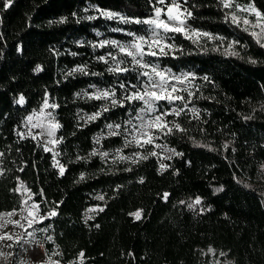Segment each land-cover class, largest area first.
Returning a JSON list of instances; mask_svg holds the SVG:
<instances>
[{
	"label": "trees",
	"instance_id": "1",
	"mask_svg": "<svg viewBox=\"0 0 264 264\" xmlns=\"http://www.w3.org/2000/svg\"><path fill=\"white\" fill-rule=\"evenodd\" d=\"M180 2L192 12L188 26L225 39L201 38L197 45L170 33L182 51L148 57L172 72L194 73L197 85L192 97L183 96L191 100L189 107L199 109V118L190 111L171 116L185 131L161 136L160 142L182 155L161 171L156 156L107 164L99 154L90 155L97 147L123 148L122 135L104 136L99 143L96 138L107 124H123L142 103L111 107L87 121L105 102L84 95L96 85L115 88L119 99L120 82L136 83L135 73L114 75L107 72L110 64L97 59L115 48L93 44L127 43L129 32L150 35L148 25L100 13L147 19L155 14L154 0H11L9 7L0 0V215L22 208L23 189H28L44 215L56 212L41 225L54 237L47 248L58 246L65 264H208L209 248L226 255L223 264H264V48L250 35L260 32L257 17L238 12V27L225 20L233 9L222 8L219 0ZM233 3L254 5L264 14V0ZM231 41L239 42L231 49L237 55L225 52ZM77 67L88 74L68 75ZM21 96L22 105L17 103ZM45 96L58 105L54 113L62 142L56 158L63 175L53 167L52 152L24 133L25 118L40 109ZM197 197L201 204L189 209ZM95 205L104 210L87 219L85 212ZM137 211L140 219L132 215Z\"/></svg>",
	"mask_w": 264,
	"mask_h": 264
},
{
	"label": "snow or ice",
	"instance_id": "2",
	"mask_svg": "<svg viewBox=\"0 0 264 264\" xmlns=\"http://www.w3.org/2000/svg\"><path fill=\"white\" fill-rule=\"evenodd\" d=\"M186 3V0H185ZM220 5L224 9H233L231 12L225 13V20H231V23L234 25L240 26L241 18L237 15L238 12H254L257 17L256 26L260 27V32L257 33L252 31V35L256 39V43L264 48V25L261 24V21H264V14L257 11L254 5H248L246 8L241 7L239 4H234L233 0H219ZM11 5V0H5V7ZM166 9V12H165ZM154 16L147 19H129L123 16H120L118 13L103 11L100 14L105 16L108 19L119 18L124 23H137L148 25L150 35H137L136 33L129 32L128 36L132 37L131 41L127 43H121L117 40H102L99 44H93L94 48L96 47H105L111 46L117 51L115 53L109 52L106 55L99 56L97 59L104 62L105 64H110L107 68V72L114 75L126 74V73H135L136 74V83L131 82H120L119 88L123 90V96L117 98V92L115 88H98L96 85H90V88L95 89L94 92L89 94L84 92V95L88 99L102 100L105 103L101 106L99 111L94 112L92 115L87 116V121H94L98 119L103 113L109 111L111 107H125V105H131L133 102H141L142 106L134 109V115H131L128 120L124 122L123 132H121L122 125L117 124H107L108 136H124L123 148H128L130 146H135L136 148L143 149L145 145H153V148H161L162 145L156 143L161 136H167L173 134L174 131L183 132L185 131L180 123L175 121L169 122L166 117L174 116L180 117L182 113L190 111L193 114V117L199 118V109L195 106L189 107L191 103L190 99H186L185 96L180 93H187L188 97L193 96V92L190 90L189 86L191 81L195 79L194 74L192 73H181L176 75L171 71V69L162 67L158 62L153 60L146 59V57L160 58L174 54L176 51H182L178 49L174 43H168L169 33H181L185 39L190 40L193 44L199 45L201 38H207L208 40H220L223 41L225 38L222 36H214L209 32L200 31L198 29L192 28L187 25V19L192 17V12L188 10V7L182 6L180 0H154ZM165 14L167 16V21L161 19V15ZM183 17V18H182ZM96 17L88 16L86 19L92 20ZM65 18H61L60 22H64ZM243 24L248 25L249 20L247 18L243 19ZM244 31H249L247 27H244ZM112 31H122L121 29H113ZM97 35H101L99 32ZM239 43L238 41H231L228 43L227 49L225 50L226 54L237 55L235 51H231L233 47ZM19 50V49H18ZM75 55V53H73ZM255 63L256 61H251ZM35 71H41L39 65H37ZM74 72H81L88 74L85 67H77L69 72L68 75H72ZM93 76L102 75L101 73L93 72ZM203 79L207 80L208 77ZM80 95V93H77ZM166 102L168 105H172L170 109H165L160 107V102ZM24 97L21 96L17 103L24 104ZM179 102V103H177ZM58 105L55 103L50 104L48 97L45 96L42 102V105L39 109V113L35 110L32 114L28 115L25 118V126L29 124L32 127L43 128L49 137V139L44 144L45 152H52L53 154V167L59 168L60 175H63L65 168L63 165L56 160V156L59 155L56 152L55 146L62 142L61 139L55 138V132L61 126L56 122V117L53 111H45L46 109H56ZM42 117L43 119H37V117ZM34 119L36 122L34 123ZM46 121L47 123H44ZM41 132L39 135H43ZM18 136L21 139L25 138L23 133L18 132ZM28 135L32 136L33 140L37 139V135H33L31 129H29ZM96 142L99 143V137L96 138ZM51 145V147H49ZM203 146V145H201ZM166 151H170L172 155H182L175 151V149H167L166 146H163ZM226 149L228 145L224 146ZM123 148L117 149L114 154V162L116 159L121 161H131L135 164L141 160H146L149 156H157V152L152 150L148 155H143L141 152L137 151L132 155L126 156L123 155ZM99 154L101 159H104L109 156L107 151L98 152L93 150L90 155L95 156ZM4 154L0 153V157ZM170 158V157H169ZM167 165L161 163L160 169L163 171ZM23 169H21L22 171ZM126 171H132L131 168L125 169ZM80 179H84V175L81 174ZM140 183H143V178L140 179ZM22 187V186H21ZM19 191L20 189H16ZM217 191H222V188H217ZM27 192V189H24ZM168 194H164V199H167ZM31 194H29V199ZM97 199L103 200V196H98ZM183 203V202H182ZM27 204V201H25ZM201 200L197 197L194 201L189 202L187 207L193 209L196 205H200ZM33 208H38L36 205H31ZM26 210V209H25ZM103 211V208L98 209ZM89 211H95V209H90ZM203 211V209H201ZM6 215L11 216L13 213H7ZM50 216H55L56 212L52 211L49 213ZM136 219L141 218L140 211L133 213ZM40 218L38 215L33 216L31 211L28 212L27 223L31 226L36 219ZM91 219V217H89ZM19 224V222H17ZM23 226V225H19ZM2 227V225H0ZM13 237L11 235H2L0 239L11 240ZM209 253H214L212 248L208 249ZM224 255V253H220ZM81 259L83 258V253L80 254Z\"/></svg>",
	"mask_w": 264,
	"mask_h": 264
},
{
	"label": "rangeland",
	"instance_id": "3",
	"mask_svg": "<svg viewBox=\"0 0 264 264\" xmlns=\"http://www.w3.org/2000/svg\"><path fill=\"white\" fill-rule=\"evenodd\" d=\"M161 19L167 21V16L165 14H162ZM167 35L169 37L171 36L170 33ZM167 42L172 43L171 39H169ZM146 59H148V57H146ZM173 73H175L176 75H180L181 73H192V72L183 70V72H173ZM188 86L192 92L195 90L197 86L196 77L194 80L191 81V84ZM94 91L95 89L88 93L91 94ZM180 94L184 95L185 93L182 92ZM160 107L165 108V109H170L172 105H168L166 102L161 101ZM54 110L46 109L45 111L54 112ZM36 112L39 113V110ZM170 118H171V115L166 117V119L169 122L172 121ZM37 119H43V118L38 116ZM33 122L35 123L36 120L34 119ZM44 123H47V122L44 121ZM113 124H117V123H113ZM121 125H122L121 132H123V127L125 125L124 123ZM29 129H31V132L33 135H37L36 140H38L39 143L44 146L46 141L49 139L47 132L43 128L32 127L30 124L26 127L24 124V133L26 135H28ZM41 132H43L44 134L39 135ZM107 133H108V129L106 127V129L99 135V140L100 138L107 136L108 135ZM55 138L58 139L57 130L55 132ZM123 139H124V136H123ZM156 143L161 144L162 147L154 149L153 145H145L143 149H139L133 145V146H130L133 148V150L131 152L123 151V155L129 156L137 151L141 152V154L143 155H148L150 151L155 150L158 154L156 157L159 158L160 165L161 163L166 165V162L169 159H172L175 155H172L170 151L165 150L163 146H166V144L163 145V143L160 142V139L157 140ZM49 147H51V145H49ZM166 148L173 149L168 146H166ZM54 150L58 152V144L55 146ZM95 150H97L98 152H105V151H101L99 147H97ZM115 152L116 150H114L113 152H108L109 156L104 158L103 160H105L107 164L114 162L113 157H114ZM56 160L58 159L56 158ZM115 162L131 163V161H121L119 159H116ZM23 193L25 194L26 198L24 199V204L22 208L13 210V211L3 212L0 215V225H2V227H0V236L11 235L13 237L11 240L0 239V264H65L61 261V250L59 249L58 246L56 245L53 246L51 250H49L46 246L47 242H51V243L54 242L53 235L48 233L49 227H44L41 225V223L45 220V216L49 214V212L44 215L41 211L40 205L34 202L32 200V197L29 199L30 193L28 189H27V192H25L23 189ZM98 196L104 197L102 193H98L96 197ZM25 201H27V204H25ZM31 205H36L38 206V208H33L31 207ZM90 209H95V211H89ZM98 209H100V207L97 205L89 207V209H87V211L85 212L86 218L89 219V217H93L94 214L97 211H99ZM29 211L33 213L34 217L37 215L40 217L36 219L35 222L31 226H29L27 223ZM7 213H13V215L8 216L6 215ZM17 222H19V224H17ZM19 225H23V226L21 227ZM213 250H214V253H209L207 251V254L209 255L208 264H223L228 261L225 254L220 255V253L222 252L215 250V249ZM67 264H74V262H70Z\"/></svg>",
	"mask_w": 264,
	"mask_h": 264
},
{
	"label": "clouds",
	"instance_id": "4",
	"mask_svg": "<svg viewBox=\"0 0 264 264\" xmlns=\"http://www.w3.org/2000/svg\"><path fill=\"white\" fill-rule=\"evenodd\" d=\"M36 72H37V71H36ZM216 192H220V191H217V190H216Z\"/></svg>",
	"mask_w": 264,
	"mask_h": 264
}]
</instances>
